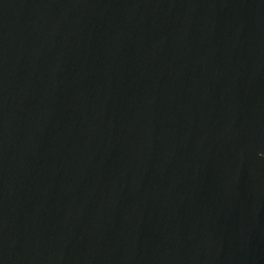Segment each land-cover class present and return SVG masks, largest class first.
Listing matches in <instances>:
<instances>
[{
  "label": "water",
  "instance_id": "1",
  "mask_svg": "<svg viewBox=\"0 0 264 264\" xmlns=\"http://www.w3.org/2000/svg\"><path fill=\"white\" fill-rule=\"evenodd\" d=\"M0 264H264V0H0Z\"/></svg>",
  "mask_w": 264,
  "mask_h": 264
}]
</instances>
